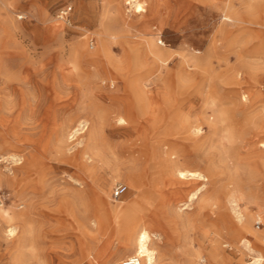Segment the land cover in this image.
I'll list each match as a JSON object with an SVG mask.
<instances>
[{
  "label": "rangeland",
  "instance_id": "rangeland-1",
  "mask_svg": "<svg viewBox=\"0 0 264 264\" xmlns=\"http://www.w3.org/2000/svg\"><path fill=\"white\" fill-rule=\"evenodd\" d=\"M144 1L0 0V264H264V0Z\"/></svg>",
  "mask_w": 264,
  "mask_h": 264
},
{
  "label": "bare ground",
  "instance_id": "bare-ground-1",
  "mask_svg": "<svg viewBox=\"0 0 264 264\" xmlns=\"http://www.w3.org/2000/svg\"><path fill=\"white\" fill-rule=\"evenodd\" d=\"M130 2H132V4H133L132 7H134L135 12H137V13L147 12L148 8H146V7H147L148 3L146 1H144V0H130ZM160 53H162V52H160ZM104 56L107 57L108 64L109 65L112 64L113 61L110 60L108 50H104ZM92 59H94V58H92ZM108 78L114 84L115 79L113 77H108ZM142 99H143V97H142ZM146 100H149V98L147 97ZM118 120L121 124L127 123V121L124 118H119ZM79 130H80V128H77V129H75V132H77ZM201 130L202 129H201L199 123H197L195 126H192L189 123L174 122L173 123V131L171 134L173 139L169 140L168 142L163 143V145H162L166 148L165 153H164V154H166V160L168 162H170V164L171 163L172 164L179 163L180 162V156L178 155V152H176L174 150L173 143L177 144L179 142L185 141L186 139L199 137ZM260 146L264 148V141L260 143ZM152 157L154 158V157H156V155H154ZM172 164H171V166H172ZM171 173H172V174H170L171 184H185L188 181H192V180H199V181L208 180V178L205 176L206 174L204 175L198 171L183 170V169H180L176 166L171 168ZM140 187H141V185L138 184L137 188H140ZM201 191H202L201 188H199L196 192L190 194L188 197L189 200L192 202L193 200L199 199V195L201 194ZM104 209H106L105 215L110 214V213L114 214L115 226L117 227L118 230H120V228L118 226V222L121 220V218L118 217V211H117L118 207L116 205H111L110 203H107L104 206ZM237 220L241 223L240 226L237 225L239 232L244 233L245 231H250L249 221L246 222L244 220V215H242V213L240 211L237 212ZM135 227L137 228V226H133L130 228L128 226H124V228L121 230L131 232V231H134V229H135V231H134L135 237L133 238V240H131L135 243L134 255L142 256L144 264H155L156 263V252L150 246V243L152 241V233H151L152 231L150 232L145 226H141V228L139 230H136ZM14 232H15V230L13 228V229H10L9 233L13 234ZM256 237L258 240L262 239L261 236H256ZM213 252H215V251H213ZM261 260H262L261 258L257 259L258 262H261Z\"/></svg>",
  "mask_w": 264,
  "mask_h": 264
},
{
  "label": "built area",
  "instance_id": "built-area-1",
  "mask_svg": "<svg viewBox=\"0 0 264 264\" xmlns=\"http://www.w3.org/2000/svg\"><path fill=\"white\" fill-rule=\"evenodd\" d=\"M71 11V7H69L68 9L65 8L62 11H60V17L62 19H66L69 15ZM128 190V187L126 185L123 184H119L114 191V196L116 198L121 197L123 194H125ZM121 264H144L143 262V257L140 255H132L129 257H126L125 259H123V261L121 262Z\"/></svg>",
  "mask_w": 264,
  "mask_h": 264
}]
</instances>
